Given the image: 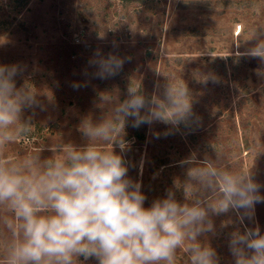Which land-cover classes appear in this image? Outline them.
I'll list each match as a JSON object with an SVG mask.
<instances>
[{"label":"rangeland","instance_id":"1","mask_svg":"<svg viewBox=\"0 0 264 264\" xmlns=\"http://www.w3.org/2000/svg\"><path fill=\"white\" fill-rule=\"evenodd\" d=\"M259 26H264V0H0V64L24 66L17 87L28 83L42 105L34 114L26 109L25 117L33 122L31 138L9 146L7 154L45 146L42 157H48V146L60 141L84 146L81 121L98 122L111 110L101 95L122 102L129 84L141 83L151 96L169 76L186 82L193 120L178 127L163 122L132 127L129 118L124 129L129 147L122 155L128 176L147 197L145 207L175 190V181L183 182L187 166L180 161L193 153L197 159L215 158V149L234 170L251 169L264 196V77L257 75L264 65L235 55ZM97 51L125 59L117 75L95 76L89 61ZM208 75L218 82L203 83ZM175 195L183 202L182 190ZM213 220L217 234L207 241L220 264H232L229 234L257 225L264 234V202L255 204L254 218L243 225L232 212ZM186 261L181 250L177 264Z\"/></svg>","mask_w":264,"mask_h":264},{"label":"clouds","instance_id":"2","mask_svg":"<svg viewBox=\"0 0 264 264\" xmlns=\"http://www.w3.org/2000/svg\"><path fill=\"white\" fill-rule=\"evenodd\" d=\"M243 43L247 46L236 57L264 65V26L252 29ZM124 62L97 51L89 64L96 67V77L106 79L117 75ZM24 71L19 64H0V264H84L90 259L96 264H177L181 250L186 264H220L207 241L209 234H217L213 217L232 212L243 225L254 218L255 204L264 202L251 169L234 170L215 148V158L197 159L193 153L180 161L187 166L183 182H174L183 202L168 189L145 207L147 197L128 176L122 155L129 147L123 139L129 118L132 127L153 122L178 127L193 120V98L184 80L164 75L166 82L151 96L141 83H130L127 98L118 103L101 95L103 104L112 107L98 122L81 121L84 146L60 141L48 146V157H42L45 146L8 155L9 146L31 138L33 122L25 117L26 109L34 114L42 107L28 83L17 87L16 77ZM257 75L264 77V68ZM209 80L218 82L212 75L202 82ZM228 245L232 264H264L258 225L232 231Z\"/></svg>","mask_w":264,"mask_h":264},{"label":"trees","instance_id":"3","mask_svg":"<svg viewBox=\"0 0 264 264\" xmlns=\"http://www.w3.org/2000/svg\"><path fill=\"white\" fill-rule=\"evenodd\" d=\"M126 1H134V0H126ZM136 1H142V0H136Z\"/></svg>","mask_w":264,"mask_h":264}]
</instances>
